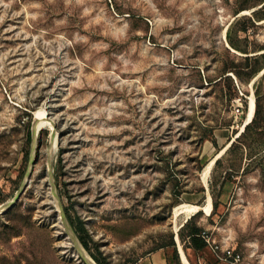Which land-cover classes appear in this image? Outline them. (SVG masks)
<instances>
[{
    "label": "rangeland",
    "instance_id": "obj_1",
    "mask_svg": "<svg viewBox=\"0 0 264 264\" xmlns=\"http://www.w3.org/2000/svg\"><path fill=\"white\" fill-rule=\"evenodd\" d=\"M77 219L106 264H223L195 227L264 264V0H0V264H97Z\"/></svg>",
    "mask_w": 264,
    "mask_h": 264
},
{
    "label": "bare ground",
    "instance_id": "obj_2",
    "mask_svg": "<svg viewBox=\"0 0 264 264\" xmlns=\"http://www.w3.org/2000/svg\"><path fill=\"white\" fill-rule=\"evenodd\" d=\"M244 13V12H243ZM38 114V113H37ZM252 114H253V101L252 99L250 100V103L248 105V108L246 110V113H245V118H244V121H243V124L240 126V131L243 130V126L245 127L248 123L251 122L252 120ZM38 128V127H37ZM36 130V129H35ZM38 131V130H37ZM230 143H227L226 146L221 150V152H223L225 150V148L227 146H229ZM221 153L217 154L216 157H214L210 163L207 165V168L205 169V172L209 169L210 165L213 164L214 160L216 158L219 157ZM199 210H202L204 211V213L206 215L209 214L210 212V204L209 202L206 203L204 206L202 207H199L198 205H189V204H181V205H178L176 207L173 208V212H172V219H173V229L174 231H177L178 228L180 226H182V224L184 222L187 221V219L193 215V214H196ZM179 216H182V219H181V222L180 223H176V220L178 219ZM177 234V233H176ZM176 237H178L177 235H175ZM175 238V237H174ZM177 241V239H175ZM177 248H178V251H179V254H180V257H181V261H182V264H190L186 255H185V252L183 251L180 243L177 244Z\"/></svg>",
    "mask_w": 264,
    "mask_h": 264
},
{
    "label": "trees",
    "instance_id": "obj_3",
    "mask_svg": "<svg viewBox=\"0 0 264 264\" xmlns=\"http://www.w3.org/2000/svg\"><path fill=\"white\" fill-rule=\"evenodd\" d=\"M252 121H253V119L251 120V122ZM250 123H248L244 127L243 131L239 134V136H241L242 133H244L246 131V129H248ZM238 137H236V139ZM217 162H218V159H216L214 163H217ZM214 206H215V204L213 203V207ZM77 220L78 221H77V224L76 225L74 224V222H72V224H73V226L75 228V231L77 233L78 239L81 242L82 246L88 251V253L91 256V258L97 264H106L98 256H96V255H94L93 253L90 252V249H89V247L87 245V242L84 239V236L86 235V230H85L82 222L79 219H77ZM187 222H188V220L186 221V223L184 222V224L182 226H180V228L186 226ZM199 230L200 229L198 227H195V228L192 229V231L189 234V242L188 243H189L190 247L193 248V249H195V250L201 249V248H203V247H205L207 245L206 242L199 237ZM173 258L175 260V263L174 264H181L177 251H174Z\"/></svg>",
    "mask_w": 264,
    "mask_h": 264
},
{
    "label": "crops",
    "instance_id": "obj_4",
    "mask_svg": "<svg viewBox=\"0 0 264 264\" xmlns=\"http://www.w3.org/2000/svg\"><path fill=\"white\" fill-rule=\"evenodd\" d=\"M195 250V249H194ZM197 251L201 252H209L211 255V259L214 260L217 263H223L225 262L221 259H218L216 255L213 253L211 247L209 245H206L205 247L198 249ZM180 259V257H179ZM169 262V255H167L163 250H155L150 251L140 257H138L133 264H168ZM181 262V260H180ZM182 264V262H181Z\"/></svg>",
    "mask_w": 264,
    "mask_h": 264
},
{
    "label": "built area",
    "instance_id": "obj_5",
    "mask_svg": "<svg viewBox=\"0 0 264 264\" xmlns=\"http://www.w3.org/2000/svg\"><path fill=\"white\" fill-rule=\"evenodd\" d=\"M201 237L206 242L207 245H209L213 251V253L216 255L218 259L223 260L226 264H237V262L240 260V255L236 253L233 249L225 248L220 251H217L219 249L216 245L210 244V239L207 235L203 232ZM220 252V253H219Z\"/></svg>",
    "mask_w": 264,
    "mask_h": 264
},
{
    "label": "water",
    "instance_id": "obj_6",
    "mask_svg": "<svg viewBox=\"0 0 264 264\" xmlns=\"http://www.w3.org/2000/svg\"><path fill=\"white\" fill-rule=\"evenodd\" d=\"M243 128H244V126H243ZM237 136H238V135H237ZM237 136H236V137H237ZM216 159H217V158H216ZM216 159H215V160H216ZM215 160H214V162H215ZM81 250H82V252L87 253V252L84 250V248H82ZM177 250H178V248H177ZM178 254H179V251H178ZM87 255H89V254L87 253ZM179 257H180V254H179ZM180 260H181V257H180ZM181 262H182V261H181Z\"/></svg>",
    "mask_w": 264,
    "mask_h": 264
}]
</instances>
